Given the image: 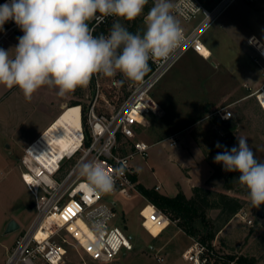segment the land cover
Instances as JSON below:
<instances>
[{
	"label": "rangeland",
	"instance_id": "rangeland-1",
	"mask_svg": "<svg viewBox=\"0 0 264 264\" xmlns=\"http://www.w3.org/2000/svg\"><path fill=\"white\" fill-rule=\"evenodd\" d=\"M178 1L173 0V3ZM202 1L206 4L216 3L218 0ZM153 3L154 0H149L142 15L136 18L137 32L146 30L144 17ZM173 15L180 21L185 32H190L202 19V16H198L188 22L174 12ZM117 19L119 18L112 23ZM120 22L125 27L129 26L127 20L121 19ZM9 25L10 29L4 31L13 30L9 33L18 34L12 20H9ZM2 33L0 31L1 39ZM202 40L211 50V57L204 58L192 51L188 52L156 86L157 96L163 103L165 112L161 119L156 118L157 115L146 117L145 125L139 129V137L152 145L150 156L146 160L136 157L132 164L136 171L140 170L137 171L139 185L145 188L161 185L159 193L173 197L180 192L191 194L196 185H201L196 171L203 154L212 173L203 186L243 200V208L216 235L212 247L225 260L234 259L239 264H244L245 260L248 264H264V217L258 215L260 210L264 213V204L258 208L253 207L246 187L242 191L223 190L229 172L224 171L222 164L214 162L217 154L215 148L221 141L217 137L221 132L218 133V129L214 128L220 118L213 115L218 109L229 107L231 120H237L242 125L241 131H246L253 137L250 148L259 160L262 158L264 161V110L253 96L256 90L254 86L264 82L263 68L254 62L257 54L255 43L264 45V0H235L218 15ZM113 78L124 81L121 86L124 95L134 83L119 72L113 77L99 74L98 79L94 77V82H90L87 88L78 87L74 92L68 93L71 102L78 100L83 107L87 106L94 97L97 81L104 84L110 98L109 86ZM243 96L250 98L239 101ZM207 108H213L212 115L215 117L181 132L178 138L173 137V132L181 130L202 114L204 116ZM60 117L59 123L72 132L73 129L80 128L79 106L67 107ZM208 125L209 130L206 128ZM202 135L207 136L208 141L203 142V137L198 144ZM187 137L190 140L186 141ZM174 140L177 141V146L171 145ZM4 157L8 160L5 164L9 165H3L0 161V264H4L10 247L28 230L36 215L35 210L30 209L32 196L20 178L22 169L17 161L21 153L12 152L7 156L4 154ZM189 175L192 176L191 179ZM109 200L116 203L117 217L113 225L123 228L128 237L132 238L134 251L126 259L120 255L119 263L103 264H190L184 254L194 245V238L179 227L178 221H173L162 235H159L160 228L148 224L149 233L142 226L139 214L145 204L142 195L125 188L117 189L110 194ZM150 211L149 207L145 214L148 215ZM243 213L246 214L244 220ZM217 214L218 211L214 210L208 217L214 219ZM13 220L20 225V229L6 233ZM55 240L66 248L62 264H100L91 261L65 230L60 231ZM157 255L163 257L165 262H158ZM222 262L226 264L223 260H217L214 264H223Z\"/></svg>",
	"mask_w": 264,
	"mask_h": 264
},
{
	"label": "built area",
	"instance_id": "built-area-1",
	"mask_svg": "<svg viewBox=\"0 0 264 264\" xmlns=\"http://www.w3.org/2000/svg\"><path fill=\"white\" fill-rule=\"evenodd\" d=\"M234 1L223 0L215 9L208 10L197 0H179L175 3L179 5V11L174 10L175 14L188 22L198 16H202V19L190 32L183 30L181 46L167 61L150 59L149 71L143 81L131 84L126 95L121 86L114 83L118 81L116 78L112 79L109 86L110 98L104 84L97 81L94 97L86 109L79 106L80 128L66 133L69 141L65 146L54 139L47 143V152L35 147L55 125V121L25 148L20 161L21 178L32 196L36 215L28 230L14 243L4 264H62L66 248L55 238L63 230L96 263L115 262L120 255L132 252V238L123 228L113 225L117 217L116 205L109 200V196L117 189L125 188L142 195L145 204L139 214L146 231L150 233V224L160 228L161 235L170 226L173 221L169 216L150 202L138 188V174L132 162L136 157L146 160L152 149L151 144L140 139L139 129L145 125L148 115L159 114L160 106L153 92L169 70L189 51L204 58L211 57L212 52L202 37L218 15ZM114 18L107 17L103 23L92 21L90 27L95 32L99 26ZM8 31L2 30L3 37ZM254 49L257 53L254 62L263 68L264 75V45L255 43ZM98 76L94 75L96 80ZM253 95L264 110V82ZM213 115L222 121L232 117L226 107L218 109ZM171 145L177 146V141H172ZM55 153L59 155L57 160L53 159ZM90 161L102 162L109 172L119 166V161H126L127 168L122 176L116 178L111 192L100 193L82 175V164ZM153 189L159 192L161 187L156 185ZM148 207H151V211L147 215L145 211ZM245 218L246 214L243 213L242 219ZM184 257L190 264H214L217 260H223L226 264H239L234 259L225 260L213 247L196 240ZM156 259L160 263L165 262L159 255Z\"/></svg>",
	"mask_w": 264,
	"mask_h": 264
},
{
	"label": "clouds",
	"instance_id": "clouds-1",
	"mask_svg": "<svg viewBox=\"0 0 264 264\" xmlns=\"http://www.w3.org/2000/svg\"><path fill=\"white\" fill-rule=\"evenodd\" d=\"M149 0H8L0 5V31L13 20L23 32L13 49L0 48V85L19 88L31 101L43 86L58 89L65 96L78 87L87 88L96 74L113 77L118 72L140 83L149 71V60L167 61L181 46L184 35L173 15L179 5L173 0H154L144 17L146 30L130 32L121 19L134 21L144 12ZM117 17L108 34L94 35L90 22L103 23ZM10 52L13 54L10 55ZM123 86L124 81H114ZM238 145L224 148L214 157L226 172L239 173L238 182L248 190L253 207L264 204V162L256 159L244 137ZM113 172L104 164H82V175L100 193L114 189L116 178L127 168L119 161ZM137 171H140L137 169Z\"/></svg>",
	"mask_w": 264,
	"mask_h": 264
},
{
	"label": "crops",
	"instance_id": "crops-1",
	"mask_svg": "<svg viewBox=\"0 0 264 264\" xmlns=\"http://www.w3.org/2000/svg\"><path fill=\"white\" fill-rule=\"evenodd\" d=\"M197 1L201 5H203V7H205L206 9L213 10L223 0H218L216 3H211V2L207 3L206 2V4L202 0H197ZM12 22H14V21L12 20ZM14 26H15L14 30H17L18 34H11V33H9L11 30H9L8 31L9 35L8 36L5 35V38L3 37L1 39L0 48H3L4 50H10V49H13L15 46H17L18 38L23 35V32L17 26L16 23ZM4 29H10V27H7V28L3 27V30ZM205 45L207 46L206 43H205ZM189 52H191V51H189ZM12 54L13 53L10 52V55H12ZM195 54H197V53H195ZM261 85H262V82H260L259 84H256L254 86L255 87L254 89L257 90ZM57 92H58V89H56V88H50L47 86H43L33 94L31 101H27L24 98V95L19 88H17V87L8 88L4 85H0V155L2 154V156H0L1 164L9 165V164H5L8 162V160L4 157V154L7 156V154H11L12 152H20L21 157L18 158L17 162L21 167L20 161H21L22 156L24 155L25 148L29 144H31L33 141H35L40 135H42L57 119H58L57 122L59 123V121L61 119V117H60L61 114L65 111V109L67 107H69L72 99H70L69 94H66L65 96H59V95H57ZM153 94H154L156 101L158 102V104L160 106L159 114L157 116L156 115H154V116H156V118H158V119H161V117L164 115V112H165L164 108H163V103L158 98L157 92L155 89H154ZM248 98H250V97L243 96L242 98H239L240 99L239 101L243 102L244 100H248ZM222 108H224V107H222ZM226 108L228 109L229 107H226ZM212 113H213V108H207V112L204 114V116L202 114V116H199L193 122H191L190 124L181 128V130L173 132V134H172L173 137L176 136L175 138H178V135L181 132L186 131L187 129L194 127L196 124L206 123L207 120H209V118L215 117L212 115ZM232 124H233L232 128L226 127V126H230ZM78 125H80V123ZM220 126H221V129H220ZM68 127H70V125ZM241 127H242V125L237 120H231V119L228 121H222L221 119H219L218 124L214 125V128L218 129V133L221 132L220 136L217 137V139L219 141L222 140L227 135L229 130H232L233 133L236 135V137L246 138L248 140V143H250L249 146L251 147L253 137L249 136L248 132L243 131V130L241 131ZM206 128H208V130H209L210 125H208V127H206ZM66 129H68V128L66 127ZM69 131H71V130H69ZM203 137L205 138V140H203V142L208 141V140H206L207 136L205 137L202 135L200 137V140L198 141V144L202 142ZM188 140H190V137L186 138V141H188ZM254 154H255V152H254ZM2 160H4V161H2ZM260 160L262 162H264L262 160V158H260ZM196 174H197L198 178L201 179V181H200L201 185L200 186L196 185V187H204L203 186L204 183L212 176L210 164L207 162V160L203 154H201V156H200V166L198 167ZM20 176H21V172H20ZM191 177L192 176L189 175L190 179H191ZM154 187H150V188L153 189ZM160 187H161V189H160V191H161L162 186L160 185ZM147 188H149V187H147ZM184 194L186 196H188L187 198H191L193 196V190H192L191 194H187L186 192H184ZM170 197H172V196H170ZM150 210H151V207H150ZM166 230H164L161 233V235ZM13 246L14 245L12 244L9 251L12 249ZM128 255H130V253H124V254H122V257L126 259L128 257ZM115 262L119 263V259H117V261H115ZM100 264H103V263H100Z\"/></svg>",
	"mask_w": 264,
	"mask_h": 264
},
{
	"label": "trees",
	"instance_id": "trees-1",
	"mask_svg": "<svg viewBox=\"0 0 264 264\" xmlns=\"http://www.w3.org/2000/svg\"><path fill=\"white\" fill-rule=\"evenodd\" d=\"M6 2L8 0H0V5ZM113 20L99 26L94 32V35L101 33L107 35ZM127 24H129L127 28L130 32H137L136 19L134 21H128ZM8 26L9 21L5 23L4 27L7 28ZM139 32L142 35L144 31ZM90 82H94V76ZM80 105H82L81 101L75 100L71 102L69 107ZM84 109H86V106ZM219 144L230 150L233 146L238 145V140L233 131L229 130ZM223 150L224 148L216 147L215 153ZM256 159L260 161L257 157ZM238 175L239 173L229 172L223 184L224 191L244 190L243 187L245 186L241 185L236 179ZM138 188L150 202L168 215L172 221H178L179 227L188 236L208 247H212V242L216 238V235L243 208V200L239 197L229 195L226 192L213 191L205 187H195L191 198H187L183 192H180L174 197H170L160 194L155 189H146L142 185H138ZM214 210L218 211V214L214 219H210L208 214ZM244 264H248V262L245 260Z\"/></svg>",
	"mask_w": 264,
	"mask_h": 264
},
{
	"label": "bare ground",
	"instance_id": "bare-ground-1",
	"mask_svg": "<svg viewBox=\"0 0 264 264\" xmlns=\"http://www.w3.org/2000/svg\"><path fill=\"white\" fill-rule=\"evenodd\" d=\"M57 121L58 119L56 120L55 125L46 132V134L43 136V138L40 140V142L35 147H40V149L47 152V148H48L47 143H51V140L56 139L59 143H62L63 146H65L68 143L69 140L66 137V133L69 134V132L62 124L58 123ZM58 157L59 155L55 153V158L53 159L57 160Z\"/></svg>",
	"mask_w": 264,
	"mask_h": 264
},
{
	"label": "water",
	"instance_id": "water-1",
	"mask_svg": "<svg viewBox=\"0 0 264 264\" xmlns=\"http://www.w3.org/2000/svg\"><path fill=\"white\" fill-rule=\"evenodd\" d=\"M227 128H232L233 127V124L232 125H230V126H226ZM114 205H116V203H114ZM30 209H34V203H31L30 204ZM258 215H259V217H264V213H263V211L262 210H260L259 211V213H258ZM20 229V225L15 221V220H13V221H11L10 222V224L8 225V227H7V230H6V233H13V232H15V231H17V230H19Z\"/></svg>",
	"mask_w": 264,
	"mask_h": 264
},
{
	"label": "flooded vegetation",
	"instance_id": "flooded-vegetation-1",
	"mask_svg": "<svg viewBox=\"0 0 264 264\" xmlns=\"http://www.w3.org/2000/svg\"><path fill=\"white\" fill-rule=\"evenodd\" d=\"M146 189L152 190V188H146Z\"/></svg>",
	"mask_w": 264,
	"mask_h": 264
}]
</instances>
